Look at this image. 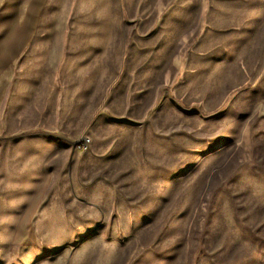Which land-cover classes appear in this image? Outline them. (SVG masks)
Segmentation results:
<instances>
[{"label":"rangeland","instance_id":"rangeland-1","mask_svg":"<svg viewBox=\"0 0 264 264\" xmlns=\"http://www.w3.org/2000/svg\"><path fill=\"white\" fill-rule=\"evenodd\" d=\"M38 26L0 84V264H264V0Z\"/></svg>","mask_w":264,"mask_h":264},{"label":"crops","instance_id":"crops-1","mask_svg":"<svg viewBox=\"0 0 264 264\" xmlns=\"http://www.w3.org/2000/svg\"><path fill=\"white\" fill-rule=\"evenodd\" d=\"M48 0H32L27 15L22 18L20 0H7L0 8V84H7L17 70L13 65L18 62L29 44L35 38L39 28L40 12H43ZM13 81L10 80V83Z\"/></svg>","mask_w":264,"mask_h":264},{"label":"built area","instance_id":"built-area-1","mask_svg":"<svg viewBox=\"0 0 264 264\" xmlns=\"http://www.w3.org/2000/svg\"><path fill=\"white\" fill-rule=\"evenodd\" d=\"M89 140H87V138H85L81 143H79V149L82 151H87L88 147H89Z\"/></svg>","mask_w":264,"mask_h":264}]
</instances>
